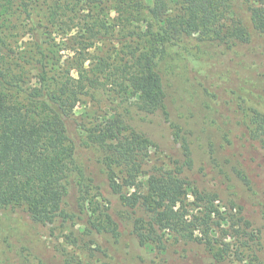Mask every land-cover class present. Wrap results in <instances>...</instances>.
I'll use <instances>...</instances> for the list:
<instances>
[{
  "label": "trees",
  "instance_id": "16d2710c",
  "mask_svg": "<svg viewBox=\"0 0 264 264\" xmlns=\"http://www.w3.org/2000/svg\"><path fill=\"white\" fill-rule=\"evenodd\" d=\"M259 37L264 0H0V210L24 208L52 231L79 225L96 253L109 258L122 243L119 225L102 211L81 222L88 211L97 214L87 210L92 161L134 214L131 234L140 243H157L161 232L175 244L204 245L221 262L230 247L215 246L221 232L239 253H250L246 264H264L235 207L221 212L217 194L190 188L197 185L194 129L179 121L197 112L194 125L209 156L231 163L254 194L244 164L250 153L264 152ZM111 41L119 48L98 52ZM88 95L105 97L108 110L81 127L74 111ZM132 112L170 125L181 162L145 172L153 142Z\"/></svg>",
  "mask_w": 264,
  "mask_h": 264
},
{
  "label": "rangeland",
  "instance_id": "374dc122",
  "mask_svg": "<svg viewBox=\"0 0 264 264\" xmlns=\"http://www.w3.org/2000/svg\"><path fill=\"white\" fill-rule=\"evenodd\" d=\"M115 16V12L111 11L112 19ZM114 24L116 26L117 21ZM256 42L264 46L263 39H257ZM113 48H119L117 43L107 42L98 52L101 54L105 52L106 56L113 51ZM96 52L92 54H97ZM171 91L175 97L179 96L178 100L182 99L176 86ZM107 103L105 97L101 101L100 98L92 95L85 96L74 111V119L81 127H90L103 118L108 110ZM192 112L195 114L192 120H187L188 114L183 118L186 121L179 120L181 124L187 122L189 127L194 129V134L187 137L193 141L192 176L197 182V187L192 184L190 188L194 190L199 188L217 194L218 199L215 203L221 208V212H226V207L233 205L235 210L232 214H236L234 218L239 219L243 216L249 222L246 230L251 236L256 237V239L252 237L255 240L254 244L261 250L260 253H264V210L261 205L256 204V202L264 203V152L261 151L258 155L250 153L246 156L244 165L254 186V194H251L231 163L223 159L216 161L209 156L206 140L194 125V122L200 121L201 116L193 110ZM174 116L178 120L180 111L175 110ZM132 117L135 119L133 124L153 142L146 173H151L153 168H170L171 160L174 159L181 162V149L174 142L172 129L168 123L157 116L148 117L141 114L135 116L132 112L130 120ZM86 163L92 180L89 194L91 204L87 205V210L97 209V214L93 215L88 211L87 215L82 216L81 222L87 221L89 216H98L99 211L110 215L119 225L122 243L109 252V258H103V255L96 253L95 247L83 236L79 225L52 231L50 227L32 221L24 208L2 209L0 210V264H65V262L67 264H246L251 260L248 251L239 253L238 244L228 239L230 235L224 237L221 232L215 238V246L226 249L224 244L230 245L221 262L213 259L204 245L202 247L192 244L185 247L181 243L175 244L172 237L161 232L155 235L157 243H140L131 234L130 222L135 217L132 211L125 207L119 196L110 190L106 174L100 171L99 166H95L92 161ZM115 176L120 180L123 175L119 169H116ZM142 180L143 183L146 182V178ZM123 193L130 194L131 190L124 188ZM193 200V197L188 196L186 203L190 204ZM137 213L142 214L140 211ZM236 228L235 224L233 230ZM71 231L75 232L76 237L71 235ZM158 239L165 242L163 249Z\"/></svg>",
  "mask_w": 264,
  "mask_h": 264
}]
</instances>
